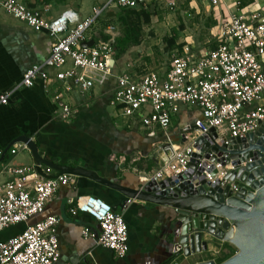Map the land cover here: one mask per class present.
Returning a JSON list of instances; mask_svg holds the SVG:
<instances>
[{"label":"built area","instance_id":"2783aa9c","mask_svg":"<svg viewBox=\"0 0 264 264\" xmlns=\"http://www.w3.org/2000/svg\"><path fill=\"white\" fill-rule=\"evenodd\" d=\"M185 5L203 6L215 21L209 28L207 47L186 41L180 49L172 50L162 66L139 71L118 67L114 42L120 33L113 22L106 21V13L154 8L175 12L181 0H103L92 5L86 15L68 7L50 17L48 6H33L29 0H0V14H8L35 31H45L52 41L47 57L29 66L15 88H32L39 83L53 103L54 115L63 121L76 112L72 104L75 95L87 96L99 89L107 96L114 115L125 120L128 128L136 126L146 135L163 137L152 143L150 158L156 170H135L142 179L158 183L174 178L173 186H158L159 191H171L198 175L206 182H218L220 188L229 185L236 192L237 181L226 178L236 166L231 160L226 163L228 154L210 161L214 153L205 158L209 149H204L198 159L202 148L197 139L205 136L210 149L222 143L229 145V139L243 138L264 123V2L256 0L241 6L240 0H188ZM90 40L92 45H84ZM15 88L0 94V104H8ZM190 112L198 116L189 117ZM181 116L184 121L179 134L171 141L168 131L180 124ZM211 128L216 138L209 133ZM19 150L28 148L19 142L9 152ZM3 155L0 150V158ZM191 162L195 164L192 173ZM203 162L205 168L200 172ZM211 167L215 169L213 174L208 171ZM2 170L11 178L0 183V231L19 223L26 226L0 242V264H71L59 261L60 218L48 215L32 224L28 220L42 214L61 186L74 188L77 176L49 167L42 168L47 177L41 176L34 164L5 166ZM68 204L72 216L83 213L97 224L96 230L82 228L84 239L94 240L118 258L125 257L128 230L122 213L94 195L70 197ZM171 253V264H181L179 257L184 252L180 243H172Z\"/></svg>","mask_w":264,"mask_h":264},{"label":"crops","instance_id":"0c3cea01","mask_svg":"<svg viewBox=\"0 0 264 264\" xmlns=\"http://www.w3.org/2000/svg\"><path fill=\"white\" fill-rule=\"evenodd\" d=\"M101 1L103 0H92L91 3L95 5ZM29 4L48 6L49 17L68 7L79 9L82 15L87 14L80 9L83 3L79 0H67L60 4L29 0ZM51 42L45 31H35L8 14H0V94L15 88L29 66L40 63L47 57ZM117 64L119 68H126L120 67L119 60ZM72 104L76 107L75 114L70 120L63 121L54 115L53 103L39 83L32 88L16 87L9 95L8 104H0V150L4 151L15 138L26 135L48 160L54 158V162H62L67 166H84L110 181L130 188L137 187L144 180L143 175L135 170L151 173L156 170L155 161L150 158L152 143L162 140V136L146 135L136 126L128 128L121 118L122 123H114L112 116L117 119L119 117L114 115V110L113 113L108 111L110 106L107 96L99 89L87 96L75 95ZM192 115L196 117L198 113L190 112L189 117ZM183 121L184 117L181 116L180 124L168 131L171 141L177 139L179 126ZM17 143L19 142L14 144ZM9 149L0 158V183L11 178L4 170L1 172L3 167L33 164L29 150L11 154ZM112 156L116 159L111 158ZM149 166L151 169L148 170ZM42 168L45 169L44 166ZM78 195H94L112 206L121 205L116 211L122 213L128 230V252L125 257L118 258L111 250L96 244L94 240L83 238L82 228L88 226L96 230L97 224L86 214L72 216L69 213L68 200ZM128 199L116 190L90 179L77 177L74 188L61 186L46 203L42 214L30 218L28 224L48 215L60 218L57 239L61 263L171 264V212L162 206L134 199L125 204ZM25 226V223H19L1 230L0 242L21 232ZM220 242L209 243L205 252L179 257L180 263L204 261Z\"/></svg>","mask_w":264,"mask_h":264},{"label":"water","instance_id":"95a60500","mask_svg":"<svg viewBox=\"0 0 264 264\" xmlns=\"http://www.w3.org/2000/svg\"><path fill=\"white\" fill-rule=\"evenodd\" d=\"M114 15L113 10L106 13L108 18ZM92 43L90 40L84 45L90 46ZM209 133L216 138L213 128ZM16 142L27 146L35 170L41 176L47 177L42 166L49 167L58 173L90 179L120 192L126 198L167 208L171 212L169 233L172 243L181 244L185 257L205 252L209 243L221 241L204 261L194 264H264V123L243 138L229 139V145L222 143L210 149L205 136L197 139V144L202 148L198 159L203 155L204 149H209L204 154L205 158L209 157V153H214L209 158L210 161L228 154L226 163L231 160L236 166L226 178L237 181L236 192L230 190L229 185L220 188L218 182H206L202 177L198 178V175L191 177L190 182L178 184L171 191H159L158 186H173L176 181L174 178L158 183L141 180L137 187L130 188L110 181L84 166H67L48 160L26 135L12 140L4 153ZM189 166L192 173L195 164L191 162ZM201 166L200 172L205 168V162ZM208 171L213 174L215 169L211 167ZM119 207L120 204L112 206L115 211Z\"/></svg>","mask_w":264,"mask_h":264},{"label":"rangeland","instance_id":"374dc122","mask_svg":"<svg viewBox=\"0 0 264 264\" xmlns=\"http://www.w3.org/2000/svg\"><path fill=\"white\" fill-rule=\"evenodd\" d=\"M79 1L84 4L80 9L88 14L92 0ZM258 1L264 2V0ZM154 11L150 23L144 24L142 27V42L138 46L129 47L124 54L116 58L119 60L120 67L129 66L140 71L155 69L165 64L172 51L166 49L164 37L175 36L176 44L194 41L201 48L207 47L205 41L209 36V29L205 27V22L210 14L208 9L200 5L190 8L185 5L184 0H181L180 8L175 12L155 8ZM113 23L121 33V25L114 18ZM108 111L113 113L111 107L108 108ZM112 119L114 123L120 124L121 122L120 118L112 116Z\"/></svg>","mask_w":264,"mask_h":264},{"label":"trees","instance_id":"16d2710c","mask_svg":"<svg viewBox=\"0 0 264 264\" xmlns=\"http://www.w3.org/2000/svg\"><path fill=\"white\" fill-rule=\"evenodd\" d=\"M45 2H53L56 4L64 3L67 0H44ZM188 0H185L187 3ZM254 0H240V5L245 6L252 3ZM155 13L152 10H136V9H119L115 12L114 19L121 25V33L115 39V58H119L126 52L129 47L138 46L142 42V27L144 24L150 23L151 16ZM107 22H113V18L106 20ZM215 24L212 17H208L205 22V27L208 29ZM167 45V50L172 51L175 48L180 49L182 44H176L175 36L164 37ZM108 103V101H107ZM48 157V156H47ZM50 160L55 161L54 158ZM59 164H64L60 162ZM66 165V164H64ZM151 166V165H150ZM150 166L147 168L151 169ZM222 261H219V263Z\"/></svg>","mask_w":264,"mask_h":264}]
</instances>
